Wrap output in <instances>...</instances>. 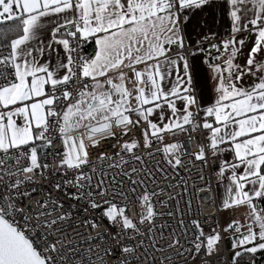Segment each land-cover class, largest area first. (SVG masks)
Wrapping results in <instances>:
<instances>
[{
    "label": "snow or ice",
    "instance_id": "obj_1",
    "mask_svg": "<svg viewBox=\"0 0 264 264\" xmlns=\"http://www.w3.org/2000/svg\"><path fill=\"white\" fill-rule=\"evenodd\" d=\"M0 264H264V0H0Z\"/></svg>",
    "mask_w": 264,
    "mask_h": 264
},
{
    "label": "crops",
    "instance_id": "obj_2",
    "mask_svg": "<svg viewBox=\"0 0 264 264\" xmlns=\"http://www.w3.org/2000/svg\"><path fill=\"white\" fill-rule=\"evenodd\" d=\"M209 28H211L213 32L219 33L220 37H223L225 35L227 26L223 23L218 10L215 12V18H213V15L209 12H205L200 16H194V18L188 24L186 31L189 35L190 40L197 41L199 38H202L200 36L201 29L204 30L205 34H208ZM200 58L202 60L201 56ZM201 68L202 72L199 88L200 90H204L205 88L210 90L211 82L208 79L207 67L201 63ZM229 216L230 213L228 211L220 213L221 222L223 223L224 221H226Z\"/></svg>",
    "mask_w": 264,
    "mask_h": 264
},
{
    "label": "built area",
    "instance_id": "obj_3",
    "mask_svg": "<svg viewBox=\"0 0 264 264\" xmlns=\"http://www.w3.org/2000/svg\"><path fill=\"white\" fill-rule=\"evenodd\" d=\"M204 46L206 47L207 44H205ZM198 55L203 58L204 53H199ZM192 147H193V149H195V147H196L195 144H193ZM201 195H203V194H201ZM201 203H203V201H201ZM204 211H205V215H208L209 213H212L214 211V209L212 207L208 206V207H205V210Z\"/></svg>",
    "mask_w": 264,
    "mask_h": 264
},
{
    "label": "trees",
    "instance_id": "obj_4",
    "mask_svg": "<svg viewBox=\"0 0 264 264\" xmlns=\"http://www.w3.org/2000/svg\"><path fill=\"white\" fill-rule=\"evenodd\" d=\"M86 51H91V49H90V48H88V49H86Z\"/></svg>",
    "mask_w": 264,
    "mask_h": 264
}]
</instances>
